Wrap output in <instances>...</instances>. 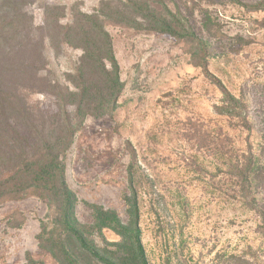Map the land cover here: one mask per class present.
<instances>
[{
    "label": "rangeland",
    "instance_id": "obj_1",
    "mask_svg": "<svg viewBox=\"0 0 264 264\" xmlns=\"http://www.w3.org/2000/svg\"><path fill=\"white\" fill-rule=\"evenodd\" d=\"M125 2L0 0V185L10 192L19 183L22 147L37 162L43 132L77 197V221L101 249L122 241L98 232L102 214L131 222L133 178L149 264H264L261 219L225 194L227 167L209 145L216 129L238 147L263 140L264 0H149L196 42L146 30ZM116 11L136 23L114 22ZM86 15H98L112 38L122 90L115 109L81 121L68 95L78 90ZM224 92L243 109L230 108ZM64 113L78 125L70 145L59 138ZM231 115H247L252 130L231 125ZM35 192L0 200V264H58L40 247L57 209Z\"/></svg>",
    "mask_w": 264,
    "mask_h": 264
},
{
    "label": "trees",
    "instance_id": "obj_2",
    "mask_svg": "<svg viewBox=\"0 0 264 264\" xmlns=\"http://www.w3.org/2000/svg\"><path fill=\"white\" fill-rule=\"evenodd\" d=\"M123 5L133 15L149 23L146 30L196 42L194 37L186 32L180 34L170 21L157 14L154 10L157 8L151 5L149 0H127ZM130 12L126 11L123 15L122 12L116 11L114 13L116 15L110 16V19L120 24H125L128 19L136 23L132 17L127 16ZM84 17L86 26L83 25L82 28L85 39L81 40V43H84L82 46L84 56L77 73L78 90L68 95V101L77 107L76 118L81 121L87 115L115 109L122 90L120 69L114 56L110 34L101 25L98 15ZM69 30L67 39L73 29ZM71 41L70 44H73ZM240 41L244 40L240 39ZM203 67L207 69L204 64ZM224 94L230 108L234 107L233 110L236 111L243 109V104L230 93L224 92ZM235 117L231 115L229 118L231 125H237L243 131L252 130L247 115L241 118ZM237 119L238 123L235 124L234 121ZM59 124L60 140L68 141L70 145L78 131V125L74 127L70 116L66 113L63 114ZM216 131L219 132L218 136L213 137L209 145L212 147L215 158L227 167L224 171L227 180L224 181L222 188H226L224 191L229 198L242 203L260 217L259 232L264 236V137L257 143L248 141L245 146L238 147L233 137L225 136L221 129ZM38 136L42 143H37L34 147V158L37 162H33V166L28 164L25 149L21 148V154L17 158L18 164H16L19 183L10 192L1 184L0 200L7 195L22 198L26 190L34 188L35 193L56 207L54 228L45 232V239L44 236L41 239L40 247L45 254L58 264H149L142 241L138 191L134 186V179L131 178L134 194L130 202L131 222L128 226H124L113 214H102L97 224L98 232L101 233L104 229L112 230L121 237L122 241L117 245L116 251L101 249L97 245L94 234L86 231L77 221V197L67 184L65 166L59 161L60 154L56 152L54 145L46 139L43 132H38ZM20 140L26 141L24 138ZM44 161L47 163L45 164ZM5 164L6 158L1 156L0 165ZM31 168L33 184L25 185L24 181L28 176L24 175V171H30ZM27 264H42V262L36 263L30 260Z\"/></svg>",
    "mask_w": 264,
    "mask_h": 264
}]
</instances>
